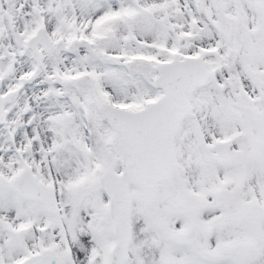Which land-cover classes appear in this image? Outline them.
I'll return each instance as SVG.
<instances>
[{
  "label": "snow or ice",
  "instance_id": "6c2138e0",
  "mask_svg": "<svg viewBox=\"0 0 264 264\" xmlns=\"http://www.w3.org/2000/svg\"><path fill=\"white\" fill-rule=\"evenodd\" d=\"M0 264H264V0H0Z\"/></svg>",
  "mask_w": 264,
  "mask_h": 264
}]
</instances>
